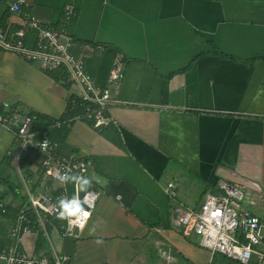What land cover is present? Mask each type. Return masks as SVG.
Segmentation results:
<instances>
[{"label": "crops", "instance_id": "1", "mask_svg": "<svg viewBox=\"0 0 264 264\" xmlns=\"http://www.w3.org/2000/svg\"><path fill=\"white\" fill-rule=\"evenodd\" d=\"M15 1L0 0L7 32L24 28L34 46L30 16L64 30L73 54L110 91L104 126L69 116L59 141V154L88 163L85 187L73 174L63 185L46 177L42 155L19 152L13 130L0 124V169L14 153L5 172L22 196L24 184L37 181L63 187L69 198L89 187L100 192L83 230L61 236L48 225L40 249L38 232L22 247L66 254L67 264H213L216 255V264L239 263L175 226L174 208H197L206 193H221L223 180L255 200L244 206L264 222V0H24L13 11ZM118 56L124 77L112 85ZM62 69L45 71L0 49V109L59 121L80 93ZM27 156L32 178L19 166ZM0 186L4 206L22 203ZM12 223L0 216V238L9 240Z\"/></svg>", "mask_w": 264, "mask_h": 264}, {"label": "built area", "instance_id": "2", "mask_svg": "<svg viewBox=\"0 0 264 264\" xmlns=\"http://www.w3.org/2000/svg\"><path fill=\"white\" fill-rule=\"evenodd\" d=\"M23 1L16 0L11 9L18 11ZM70 12L68 10L67 14ZM27 26L37 31L34 46L26 44L24 28L8 32V29H0V49L28 61H37L45 71L65 69L69 79L80 88L79 96L72 102H79L83 111L74 118L87 120L94 127L104 126L108 120L106 109L110 102V91L107 86L97 85L86 70L84 60L73 54L72 38L64 30L41 24L32 16L28 18ZM123 77V60L118 56L112 63L108 82L117 85ZM36 116L34 113H21L15 108L6 111L0 109V124L13 130L19 152L30 149L42 155L41 166L46 177L59 185L65 184L66 181L61 180L65 174H73L77 180L83 178L88 163L72 154H59V141L50 139L46 133L41 134L33 127ZM54 124L58 126L60 122L56 121ZM172 186L170 183L169 187ZM218 186L221 193H206L197 208L175 206L174 225L182 227L185 234L198 236L200 244L211 254L222 253L240 264L249 263L252 255L256 254L260 257L261 264H264V222L244 206H253L255 200L249 198L242 188L226 181L220 180ZM24 188L26 203L9 228V242L0 243V261L5 264H67L68 255L50 256L28 251L22 247V239L38 231L47 235L48 225L55 228L61 236L75 235L89 221L100 192L89 187L75 198H69L63 187H53L46 181L40 182L35 188L25 183ZM71 199L80 201L81 207L89 213L86 218L76 215L61 218L58 215L62 210L59 202ZM26 210L32 211L34 220L26 214ZM3 211L4 203L0 202V216ZM80 220H85L83 228L79 227ZM34 223L38 229H34Z\"/></svg>", "mask_w": 264, "mask_h": 264}, {"label": "trees", "instance_id": "3", "mask_svg": "<svg viewBox=\"0 0 264 264\" xmlns=\"http://www.w3.org/2000/svg\"><path fill=\"white\" fill-rule=\"evenodd\" d=\"M0 29L5 30L7 29V25L5 23L0 24ZM63 72V76L66 77L67 76V71L62 69ZM76 99V98H73ZM72 99V100H73ZM78 101V100H77ZM68 110H67V114L63 115L62 118H60L59 122L60 124L57 126L55 125V121L53 120H48L46 118H44L43 116H36V120L33 123V127L35 129H38L40 131L41 134L46 133L50 139L52 140H56V141H62L64 139V136L67 132V126H68V120L67 118L69 116H76L77 114H80L83 111L82 106L79 104V102H69L68 103ZM48 132V133H47ZM14 157V153L11 154V156L9 157H5V159L3 160V162H1V170L6 171V169H11V161ZM32 162L28 160V156L27 157H21L20 161H19V166L20 168L24 171L27 175H29L31 178L33 177L32 172H30L29 167L31 166ZM41 176V174H40ZM0 184L7 186L9 191H13V193L16 196H19L22 199V203L20 205H18L17 207L12 208L10 205L4 206V211L3 214L4 216L8 217L9 219H11L12 221L15 220V217L18 213V211L22 208L23 203L25 202L26 198L25 196H20V186H15L14 184H12L9 176L6 174V172H4L3 175H0ZM39 184V182H34L32 184V188H35L37 185ZM5 197V195H1L0 199L2 200ZM26 214L32 219L34 220V215L32 213L31 210H26ZM34 229H38L37 225L34 223L33 224ZM44 238L42 235L41 231H38V236H37V249H40L42 247ZM9 240H6L4 237L0 238V243L4 244V243H8ZM239 264V263H238ZM247 264H261V262H256V261H252L250 260L249 263Z\"/></svg>", "mask_w": 264, "mask_h": 264}, {"label": "clouds", "instance_id": "4", "mask_svg": "<svg viewBox=\"0 0 264 264\" xmlns=\"http://www.w3.org/2000/svg\"><path fill=\"white\" fill-rule=\"evenodd\" d=\"M70 179H72V177H70L67 174H65L61 177V180H64V181H67ZM80 183H81L82 187H85L88 185L89 180H88V178L83 177L80 179ZM59 203H60V207L62 210L58 213V215L61 218L66 217V216H73V215H76L78 217L83 216L86 218L89 215V213L81 207V203L77 199H71L68 201L61 200ZM84 223H85V220H80L79 221V227L83 228ZM90 231H92V229H90Z\"/></svg>", "mask_w": 264, "mask_h": 264}, {"label": "rangeland", "instance_id": "5", "mask_svg": "<svg viewBox=\"0 0 264 264\" xmlns=\"http://www.w3.org/2000/svg\"><path fill=\"white\" fill-rule=\"evenodd\" d=\"M4 172H5V171L1 170V171H0V175H3ZM11 179H12V180H19V181H20L16 169H13V171H12V173H11ZM0 187H1V186H0ZM20 192L22 193L21 190H20ZM20 196H22V194H21ZM25 198H26V197H25ZM218 258H219V257L216 255V257H215V259H214V261H213V264H216V263H217ZM251 260H252V261L254 260V261H256V262H258V261L261 262V261H260V257H259L258 255H256V254H253V255H252ZM234 264H238V263H234Z\"/></svg>", "mask_w": 264, "mask_h": 264}, {"label": "water", "instance_id": "6", "mask_svg": "<svg viewBox=\"0 0 264 264\" xmlns=\"http://www.w3.org/2000/svg\"><path fill=\"white\" fill-rule=\"evenodd\" d=\"M15 1V0H14Z\"/></svg>", "mask_w": 264, "mask_h": 264}]
</instances>
